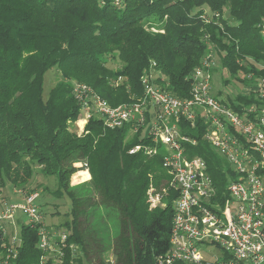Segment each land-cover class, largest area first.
Wrapping results in <instances>:
<instances>
[{
	"label": "trees",
	"instance_id": "obj_1",
	"mask_svg": "<svg viewBox=\"0 0 264 264\" xmlns=\"http://www.w3.org/2000/svg\"><path fill=\"white\" fill-rule=\"evenodd\" d=\"M262 20L264 0H0V192L8 183L26 187L37 165L56 179L51 194H64L71 205V217L55 226L67 231L60 261L56 255L46 264H93L89 243L96 248L95 264H110L100 256L109 249L114 264H157L170 247L175 193L168 192L163 207L150 208L146 201L150 183L158 187L168 177L163 150L153 156L130 154L131 146L152 144L150 139L140 130L126 139L128 127L107 128L96 116L87 119L81 134L71 130L80 105L70 83H86L117 106L142 95L140 75L154 62L169 90L187 97L188 77L207 50L202 39L208 34L228 79L249 86L264 77ZM108 59L117 68H108ZM53 67L60 79L44 99V75ZM120 75L127 81L115 86L112 80ZM223 99L236 109V102L255 101L253 93L239 90ZM184 132L197 139L187 151L203 157L223 198L232 178L229 166L201 139L199 123ZM79 161L86 162L90 179L70 188L73 164ZM93 193L95 210L104 209L106 219L114 214V235L101 225L105 220L97 219L91 232L81 228L83 206ZM36 232L21 227L17 264H41Z\"/></svg>",
	"mask_w": 264,
	"mask_h": 264
},
{
	"label": "built area",
	"instance_id": "obj_2",
	"mask_svg": "<svg viewBox=\"0 0 264 264\" xmlns=\"http://www.w3.org/2000/svg\"><path fill=\"white\" fill-rule=\"evenodd\" d=\"M259 28L264 36V20ZM208 48L189 74L187 97L175 95L168 82L156 77L154 62L143 70L142 95L132 102L111 106L90 86L74 81L72 93L83 120L96 116L107 128L126 126L150 139L152 144L131 146L130 154L141 151L153 156L159 145L164 148L161 162L168 177L160 187L146 189L150 208L163 207V197L170 190L175 193L170 247L157 264L176 260L264 264V77L242 89L245 94L253 93V103L236 102L238 108L231 107L211 91L213 73L221 67L212 45ZM198 123L201 139L230 168L232 178L228 176L223 198L218 196L203 157L187 151L186 146L196 145L197 139L184 128L196 129ZM82 167L88 168L86 162ZM13 190L11 200L0 192V264H17L20 231L25 225L37 230L36 246L43 252L40 263L56 255L59 262L67 231L45 223L36 203L37 192ZM17 212L26 220L17 217Z\"/></svg>",
	"mask_w": 264,
	"mask_h": 264
},
{
	"label": "rangeland",
	"instance_id": "obj_3",
	"mask_svg": "<svg viewBox=\"0 0 264 264\" xmlns=\"http://www.w3.org/2000/svg\"><path fill=\"white\" fill-rule=\"evenodd\" d=\"M204 13L206 14V9L204 10ZM223 13L226 14V11H224ZM205 17L208 18L207 16H205ZM150 27H152L153 29L154 28L156 29V26L153 23ZM152 28H150V29H152ZM208 37H209L208 34H205L203 36L202 40L205 43L207 49L209 50L208 46H210L211 43L208 42V40H207ZM262 37L264 39L263 35H262ZM118 65L119 64L117 62L110 60V59H108V61L106 62V66L110 69H115V68H117ZM220 67H221V65H220ZM154 69H155L154 74L156 75V77L159 80L162 79V80H165L166 82H168L167 78L164 76V74L159 69L156 68V66ZM221 69L222 68L215 70L213 73L212 90L211 91H213L215 94L217 93V91H222L221 97H223V98H226V96L235 95L238 92V90L242 91L243 87L241 86V84L238 82H235L233 80L228 79V76L226 75V73ZM224 77L229 80L228 84H223L222 80ZM59 79H60V72H59V69H57L56 67L55 68L53 67V68L48 69L46 71V73L44 75V81H43V97H44V99L47 97V94H48L50 88L53 87V85L57 81H59ZM139 80H140V78H139ZM73 81L78 82L75 80H73ZM125 81H127L125 76L120 75L117 78L113 79L112 83L115 84V86H116L117 83L120 84V83L125 82ZM78 83L89 86L83 82H78ZM83 118H84L83 112L80 111L79 115H78V119L70 125V129L73 131H76L78 134H81L83 129H84V125L86 124L85 123L86 121L83 120ZM80 121H82V123L78 124ZM133 134H134L133 131L131 129H129L128 134H127L128 136H126V139H129L130 137H132ZM159 148L162 149L164 152V148L162 146L159 145L158 150H159ZM146 156H148V155H146ZM73 165L76 168V171L71 175L70 183H69L70 188H75V187H78L80 185L87 184L88 180L90 179L88 168L82 167L81 161L76 162ZM164 182H165V179L161 180V182L158 184V187H160V185H162ZM55 186H56L55 177L42 174L39 171V167H37V165H35L32 177L28 180L26 187L16 188V189H21L22 191H24L25 189H29V190L31 189L32 191H35L39 194V196L36 200L38 208L40 209L39 211L41 212L45 223L48 225H51L52 227H55V226L59 225L60 223H63L64 220H68L71 217L69 215V210H70L69 206H71V205H70V201L67 199V197L64 194H63V196H54L53 194H51V191L55 188ZM150 186H154V185L152 183H150ZM154 187L156 188V186H154ZM2 191H3V194L8 195L10 200H11L10 197L15 196V194H13L14 190L10 186L9 183L7 184V186L5 188L2 189ZM165 197L166 196H164L163 198H165ZM16 199H18V197H16ZM97 202H98V196H96V194L93 193L92 198L90 200H88L87 205L86 206L82 205L85 208L83 210L84 216L80 215L81 228L87 232H91L92 231L91 229H94L93 226L96 225L97 219H99L100 221L105 220V221L101 222V225L105 229L108 227V231H109L108 233L110 235H114L116 233V230H117L116 226L114 227L112 224L113 218H115L114 214L107 215L108 218L106 219L105 212L103 211L104 209H102L101 207H98L99 209L95 210L97 208V206L95 207L93 205L97 204ZM163 202L165 205L164 200H163ZM93 210H95V211H93ZM16 216L21 217L22 220H26L19 212H17ZM85 218H86V220H85ZM107 221H108V225H107ZM103 233H106V231H104ZM89 246L91 247L89 249L90 250L89 258H90V260H92V263L95 264V263H97L96 260H98V255L95 251L96 248L94 246H92L91 243H89ZM52 255L55 256L54 253ZM100 256L104 260L109 259L108 262H110V264H114V257L112 255L110 249L107 251L101 252ZM53 258H55V257H53Z\"/></svg>",
	"mask_w": 264,
	"mask_h": 264
},
{
	"label": "bare ground",
	"instance_id": "obj_4",
	"mask_svg": "<svg viewBox=\"0 0 264 264\" xmlns=\"http://www.w3.org/2000/svg\"><path fill=\"white\" fill-rule=\"evenodd\" d=\"M82 123V121H80L78 124H81Z\"/></svg>",
	"mask_w": 264,
	"mask_h": 264
}]
</instances>
